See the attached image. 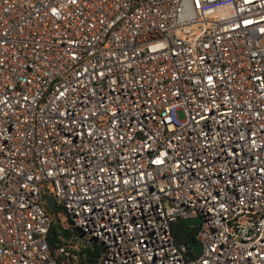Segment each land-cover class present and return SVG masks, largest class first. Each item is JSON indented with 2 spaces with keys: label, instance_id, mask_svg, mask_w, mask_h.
<instances>
[{
  "label": "built area",
  "instance_id": "obj_1",
  "mask_svg": "<svg viewBox=\"0 0 264 264\" xmlns=\"http://www.w3.org/2000/svg\"><path fill=\"white\" fill-rule=\"evenodd\" d=\"M93 244L264 264V0H0V264Z\"/></svg>",
  "mask_w": 264,
  "mask_h": 264
},
{
  "label": "trees",
  "instance_id": "obj_2",
  "mask_svg": "<svg viewBox=\"0 0 264 264\" xmlns=\"http://www.w3.org/2000/svg\"><path fill=\"white\" fill-rule=\"evenodd\" d=\"M59 211V206L56 207V212ZM172 234L176 242L184 243L190 246L194 242L195 227H187L183 219H178L171 225ZM56 233L55 224L50 227V245L52 246L54 234ZM101 252V247L93 244L92 249H84V256L80 259V264H95Z\"/></svg>",
  "mask_w": 264,
  "mask_h": 264
},
{
  "label": "water",
  "instance_id": "obj_3",
  "mask_svg": "<svg viewBox=\"0 0 264 264\" xmlns=\"http://www.w3.org/2000/svg\"><path fill=\"white\" fill-rule=\"evenodd\" d=\"M45 201H46L47 208L49 209L51 213H53V220L56 223V228L60 230L61 226L57 223V215L54 214L56 211V204L54 203V200L50 197H45ZM196 220H197V217H189V218L184 219V223L187 227H189V226H193ZM193 250L197 252L199 250V246L195 244L193 246Z\"/></svg>",
  "mask_w": 264,
  "mask_h": 264
},
{
  "label": "rangeland",
  "instance_id": "obj_4",
  "mask_svg": "<svg viewBox=\"0 0 264 264\" xmlns=\"http://www.w3.org/2000/svg\"><path fill=\"white\" fill-rule=\"evenodd\" d=\"M57 218H58V224L62 226V228H67L69 226L68 222L66 221L65 216L60 213L59 211L56 212Z\"/></svg>",
  "mask_w": 264,
  "mask_h": 264
}]
</instances>
